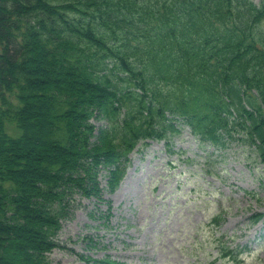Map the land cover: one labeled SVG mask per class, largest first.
Wrapping results in <instances>:
<instances>
[{
    "label": "trees",
    "instance_id": "obj_1",
    "mask_svg": "<svg viewBox=\"0 0 264 264\" xmlns=\"http://www.w3.org/2000/svg\"><path fill=\"white\" fill-rule=\"evenodd\" d=\"M184 126L264 166V0H0V264H50L75 195Z\"/></svg>",
    "mask_w": 264,
    "mask_h": 264
},
{
    "label": "rangeland",
    "instance_id": "obj_2",
    "mask_svg": "<svg viewBox=\"0 0 264 264\" xmlns=\"http://www.w3.org/2000/svg\"><path fill=\"white\" fill-rule=\"evenodd\" d=\"M97 129L106 123L93 120ZM6 131H20L7 123ZM118 188L100 172L102 199L75 195L50 264H264V166L237 142L215 151L187 126L168 140L140 143ZM222 213L217 227L213 217ZM109 217V218H108ZM92 239V240H91ZM240 250L237 257L225 248Z\"/></svg>",
    "mask_w": 264,
    "mask_h": 264
}]
</instances>
